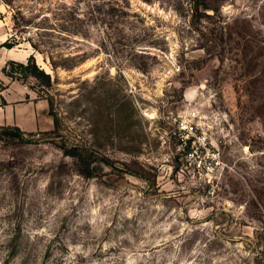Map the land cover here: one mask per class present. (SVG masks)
<instances>
[{"label": "rangeland", "instance_id": "obj_1", "mask_svg": "<svg viewBox=\"0 0 264 264\" xmlns=\"http://www.w3.org/2000/svg\"><path fill=\"white\" fill-rule=\"evenodd\" d=\"M0 264H264V0H0Z\"/></svg>", "mask_w": 264, "mask_h": 264}, {"label": "trees", "instance_id": "obj_2", "mask_svg": "<svg viewBox=\"0 0 264 264\" xmlns=\"http://www.w3.org/2000/svg\"><path fill=\"white\" fill-rule=\"evenodd\" d=\"M196 9H198V7L196 6ZM35 56L34 55H31L30 56V59L28 61V63H23V62H15L14 60H12V63L16 64L18 67H20L22 70L21 72H25L27 74H31V75H34L36 77H39V75L41 74H45L44 73V70L43 68H40L36 62V59L34 58ZM30 62V63H29ZM13 70V69H12ZM7 71V74L10 75V76H13L15 72L13 71ZM45 75H48V74H45ZM2 129V134L6 135L7 137L13 139H22L23 138V131L20 129L19 126H10V125H7V126H4V127H1ZM76 150L74 152L71 153V155L77 157V153H78V148H75ZM17 249H14L11 250L12 252H10L11 256L13 257L15 255V252H16Z\"/></svg>", "mask_w": 264, "mask_h": 264}]
</instances>
